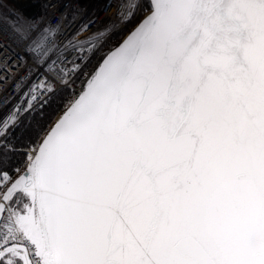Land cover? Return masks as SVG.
Masks as SVG:
<instances>
[{
  "label": "snow or ice",
  "instance_id": "snow-or-ice-1",
  "mask_svg": "<svg viewBox=\"0 0 264 264\" xmlns=\"http://www.w3.org/2000/svg\"><path fill=\"white\" fill-rule=\"evenodd\" d=\"M48 6L0 0L50 70L0 117V264H264V0H117L86 40Z\"/></svg>",
  "mask_w": 264,
  "mask_h": 264
},
{
  "label": "built area",
  "instance_id": "built-area-1",
  "mask_svg": "<svg viewBox=\"0 0 264 264\" xmlns=\"http://www.w3.org/2000/svg\"><path fill=\"white\" fill-rule=\"evenodd\" d=\"M48 3L46 9L47 15L52 17V23L55 24L61 13H67V19L64 23L68 24L72 20L73 13L78 9H84L82 14L77 15L72 20L71 26L65 30V36L76 32L80 26L91 21L90 26L80 32L78 40H86L97 33L103 31L105 25L115 20L117 14V0H45ZM37 12L45 11L41 3L36 4ZM0 27L3 28V34L0 35V76H7L8 80L0 84V117H3L15 105L25 106L21 103L23 94L28 92L32 85L39 84L45 79L46 74H50L47 65L40 67L33 62V58L26 54L25 41L21 40L9 26L3 23L0 17ZM64 36L60 37V43H63ZM113 39L103 42V50ZM89 47V45H85ZM87 55V54H86ZM6 65V71L3 70ZM14 65H18L14 67ZM17 82L21 83L19 91L16 90ZM50 84L58 91L64 88L63 82L54 77ZM70 89L76 88V83L70 84ZM52 94H46L42 99H48ZM39 104L36 105L38 107Z\"/></svg>",
  "mask_w": 264,
  "mask_h": 264
},
{
  "label": "trees",
  "instance_id": "trees-1",
  "mask_svg": "<svg viewBox=\"0 0 264 264\" xmlns=\"http://www.w3.org/2000/svg\"><path fill=\"white\" fill-rule=\"evenodd\" d=\"M16 8L20 7L18 4H13ZM35 9V8H34ZM33 8H29V11H33ZM123 36H119L114 38V41L117 43L119 40L122 39ZM111 46V45H110ZM109 49V47H108ZM106 49L105 52H102L95 57L92 58V64H95L97 59H99V56L103 53H106L108 51ZM81 79H83L81 77ZM76 83L81 87L80 80H76ZM75 91L71 90L69 88H62L55 92V94H52L47 99V104L44 105L43 109L41 110L40 105L36 107L34 112L25 114L23 117L24 123L27 124L31 122L32 124V133H35V130L37 126L44 127L49 125L50 123H53L55 118L63 113L64 106L70 102L73 99V93ZM77 92V90H76ZM78 93V92H77Z\"/></svg>",
  "mask_w": 264,
  "mask_h": 264
},
{
  "label": "rangeland",
  "instance_id": "rangeland-1",
  "mask_svg": "<svg viewBox=\"0 0 264 264\" xmlns=\"http://www.w3.org/2000/svg\"><path fill=\"white\" fill-rule=\"evenodd\" d=\"M9 8L10 9H15L16 7L13 5V4H9ZM36 10V6H35V9L33 10V11H35ZM127 33H125L124 35H126ZM124 38V36L122 37V39ZM121 39V40H122ZM113 40H114V38H113ZM116 42L114 41V42H110L109 44H108V46L106 47V48H104L103 50H100L98 53H97V55L98 54H100V53H102V52H105L106 51V49H108V47H110V45H112V44H115ZM76 83V82H75ZM70 89V88H69ZM72 90V89H71ZM75 92H76V90H77V92H79V90H80V86L76 83V88L75 89H73ZM59 115H61V114H59ZM58 115V116H59ZM57 116V117H58ZM56 117V118H57ZM56 118H55V120H56ZM55 120H54V122H55ZM53 122V123H54Z\"/></svg>",
  "mask_w": 264,
  "mask_h": 264
},
{
  "label": "water",
  "instance_id": "water-1",
  "mask_svg": "<svg viewBox=\"0 0 264 264\" xmlns=\"http://www.w3.org/2000/svg\"><path fill=\"white\" fill-rule=\"evenodd\" d=\"M62 114H63V113H62ZM62 114H61V115H62ZM61 115H59V116L56 118L55 122L60 118ZM55 122H54V123H55ZM54 123H53V124H54Z\"/></svg>",
  "mask_w": 264,
  "mask_h": 264
}]
</instances>
